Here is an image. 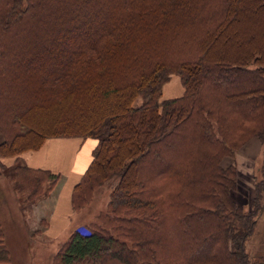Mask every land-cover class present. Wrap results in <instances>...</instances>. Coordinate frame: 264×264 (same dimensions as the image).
<instances>
[{
	"label": "trees",
	"instance_id": "trees-1",
	"mask_svg": "<svg viewBox=\"0 0 264 264\" xmlns=\"http://www.w3.org/2000/svg\"><path fill=\"white\" fill-rule=\"evenodd\" d=\"M233 1L0 0V156L51 137L97 139L73 210L116 178L106 209L58 246L57 264L264 262L247 251L264 206V148L247 209L231 196L236 166L221 164L251 137L264 145V40L224 56L248 0L239 10ZM61 37L66 53H50ZM171 74L182 93L162 97ZM23 169L31 196L60 177ZM0 264H11L1 221Z\"/></svg>",
	"mask_w": 264,
	"mask_h": 264
},
{
	"label": "rangeland",
	"instance_id": "rangeland-1",
	"mask_svg": "<svg viewBox=\"0 0 264 264\" xmlns=\"http://www.w3.org/2000/svg\"><path fill=\"white\" fill-rule=\"evenodd\" d=\"M100 3L104 4L106 11L109 12L107 9L109 5L105 2ZM244 4L247 8L243 14L242 23L237 28L234 36H232L229 44L224 48L227 51V54L224 55L226 57L234 58V51H237L238 47L241 46H246L251 51L258 49L260 47L259 43L264 40V0H248ZM241 7L242 5L238 0L233 1V8L239 10ZM88 26H91L90 22L86 21V27L79 30L85 33ZM69 38L73 37L70 36ZM69 40L65 41L62 37L55 40V46L49 52L60 54L61 56L64 55L66 52L63 50H67L66 42H69ZM58 48L61 51L58 52ZM217 55L223 56L221 53ZM50 58L52 57L50 56ZM166 83L169 86L167 90L166 88L162 90V97L169 95L178 96L182 93L183 88L178 75L171 74ZM64 114H66V111L59 112L55 121L63 117ZM42 117V122L45 126L44 122H49L50 116L44 114ZM29 126L32 127L31 124ZM1 139L2 136L0 134V141ZM263 148L264 145L256 137H251L245 144L234 151L233 156L228 155L221 160L223 166L228 164L236 166L237 185L231 190V196L243 209L248 208L254 192L255 179L260 177L259 167ZM180 153H182L181 150L177 154L179 155ZM20 154L22 153L17 156H0V163L4 164L0 167V221L4 229L7 247L10 251L11 264H57L53 255L58 246L69 232L75 228L82 227L81 225H87L94 221L96 215L106 209L116 178L108 179L95 187L90 192L91 198H87L80 207L73 210L75 215L70 228L63 230L56 237L48 238L49 236L45 231L48 212L53 206L55 194L62 185L63 178L60 176L54 180L53 184H50L51 188H49L46 195H41V193L40 196H31L28 186L22 183V178L25 177L23 173H27V171L23 169L24 161ZM15 157H18L17 160ZM16 164H19V175L13 170ZM48 184V181H44L41 184V187L43 186L42 191L47 189L45 187ZM175 188L177 187H170L172 191ZM262 200L264 203V196ZM257 219L259 226H257L252 239L247 243V251L252 257L258 253H264V206Z\"/></svg>",
	"mask_w": 264,
	"mask_h": 264
},
{
	"label": "crops",
	"instance_id": "crops-1",
	"mask_svg": "<svg viewBox=\"0 0 264 264\" xmlns=\"http://www.w3.org/2000/svg\"><path fill=\"white\" fill-rule=\"evenodd\" d=\"M168 86L169 84L166 83L163 89L167 90ZM172 96L175 95L167 97ZM96 143L97 139L93 137H51L47 138L38 149L20 154L24 164L50 169L63 178V183L55 194L53 206L48 212L45 229L48 238L56 237L63 230L70 228L75 215L70 201L71 191L91 161L92 150Z\"/></svg>",
	"mask_w": 264,
	"mask_h": 264
}]
</instances>
